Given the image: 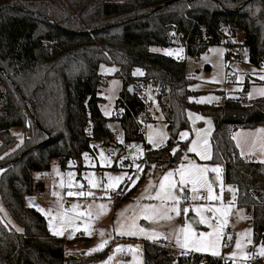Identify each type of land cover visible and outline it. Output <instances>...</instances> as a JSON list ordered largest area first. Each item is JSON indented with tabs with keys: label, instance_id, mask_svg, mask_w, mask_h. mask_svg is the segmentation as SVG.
Instances as JSON below:
<instances>
[{
	"label": "trees",
	"instance_id": "1",
	"mask_svg": "<svg viewBox=\"0 0 264 264\" xmlns=\"http://www.w3.org/2000/svg\"><path fill=\"white\" fill-rule=\"evenodd\" d=\"M237 33L249 63L262 70L264 88V0H0V200L23 228L11 230L0 217V264H80L108 255L107 246L67 258L65 241L26 203L32 173L47 172L51 159L80 173L83 153L94 155L93 140L105 149L118 146L99 108L98 87L105 83L100 63L117 67L113 75L122 87L114 106L123 114L111 118L125 141L142 142L147 166L180 162L186 142L177 138L189 126L187 111L213 120L211 161L221 166L223 183L234 187L235 205L249 211L253 242L264 244V163L242 155L233 139L237 129L264 125V95L249 103H196L184 60L150 49L177 41L196 57L223 39L229 47L238 45ZM135 68L140 75H133ZM135 82L156 87L170 134L162 147L145 143L143 122L154 120ZM14 127L20 140L10 133ZM142 257L143 264H231L207 254L177 255L150 242L143 243Z\"/></svg>",
	"mask_w": 264,
	"mask_h": 264
},
{
	"label": "rangeland",
	"instance_id": "2",
	"mask_svg": "<svg viewBox=\"0 0 264 264\" xmlns=\"http://www.w3.org/2000/svg\"><path fill=\"white\" fill-rule=\"evenodd\" d=\"M241 42L242 35L237 33L233 43L241 46ZM150 49L169 54L156 46ZM170 49L185 62V74L192 80L189 89L198 92L191 98L196 103L218 105L228 98L249 103L264 95L262 70L249 63L246 52L239 61L233 60L227 55L231 47L224 39L196 57L185 54L177 41ZM116 69L105 63L98 66L105 79L98 87L102 98L99 108L112 129L118 126L111 117L117 110L115 100L122 87V79L113 75ZM141 72L135 68L132 73L137 76ZM231 75L234 81H230ZM246 83L248 88L244 90ZM134 87L148 103L154 120L143 122L145 143L154 149L162 147L170 134L155 100L156 87L143 82H135ZM187 119L188 128L181 130L177 138L185 141L186 147L176 165L147 166L142 160L143 145L132 141L128 142L134 150L132 158L139 162L128 171L120 168V159L108 155L100 142L93 140L94 155L83 153L80 173L73 166L62 170L55 158L50 160L47 172L32 173L34 188L26 203L33 206L29 199H34L33 207L46 219L50 233L65 241L67 258L87 257L108 246L105 258L80 264H143L144 242H170L168 249L177 255L207 254L231 264H248L256 258L257 264H264V244L253 242L248 210L235 205L234 187L223 183L221 166L211 161L213 120L191 110L187 111ZM237 132L242 151L250 146L257 159L264 160V125ZM10 133L19 140L22 137L17 127ZM246 157L254 158V154ZM111 189L118 191L115 198ZM0 217L11 230L23 231L1 200ZM224 236L230 240L229 245L224 244Z\"/></svg>",
	"mask_w": 264,
	"mask_h": 264
},
{
	"label": "built area",
	"instance_id": "3",
	"mask_svg": "<svg viewBox=\"0 0 264 264\" xmlns=\"http://www.w3.org/2000/svg\"><path fill=\"white\" fill-rule=\"evenodd\" d=\"M167 51L169 52L168 56L171 59H175V60H181L182 58L176 54H173L170 52V46L166 48ZM244 52H246V48L243 46H234L231 47V49L228 50V53L230 54V57L233 58V60L235 61H239L240 58L244 55ZM235 78L233 75L230 76V81H234ZM123 111L121 108L115 110L114 116L116 117H120L122 116ZM112 136H113V140L115 142V144H117V147L114 146H110L109 148H106L105 151L108 155L115 157L117 159H120L119 162V166L122 169L125 170H130L132 167H134L135 165H137V162H139V160L133 159L132 155L134 154V150L133 148H131L128 144L127 141H125L122 137V132L120 130V127L117 126L115 129H113L112 131ZM98 194H101L100 192ZM110 194L112 195V198H115L114 196H117L118 191L116 189H111L110 190ZM232 235V233H231ZM226 240V241H225ZM230 240L226 239V236H224V244L229 245ZM165 247H171V243L170 242H165L164 243ZM254 259H251L250 261H253ZM250 261L248 264H250Z\"/></svg>",
	"mask_w": 264,
	"mask_h": 264
},
{
	"label": "crops",
	"instance_id": "4",
	"mask_svg": "<svg viewBox=\"0 0 264 264\" xmlns=\"http://www.w3.org/2000/svg\"><path fill=\"white\" fill-rule=\"evenodd\" d=\"M117 125H118V123H117ZM258 126H261V125H258ZM258 126H256V127H258ZM256 127H254V128H240V129H255ZM240 129H237V130H235L234 132H233V139H234V141H235V144H236V146H237V148H238V150H239V152L242 154V155H244V156H247V154L249 155V154H254V159H256V160H258V161H260V162H263L264 163V160L263 159H257V153H256V151H253V149H251L250 150V146H248V148H247V151H242V149H241V147H240V145H239V143H238V135H237V137H236V134L238 133L237 131L238 130H240ZM251 158H253V157H251ZM37 185H38V183H37ZM248 213H249V211H248Z\"/></svg>",
	"mask_w": 264,
	"mask_h": 264
},
{
	"label": "water",
	"instance_id": "5",
	"mask_svg": "<svg viewBox=\"0 0 264 264\" xmlns=\"http://www.w3.org/2000/svg\"><path fill=\"white\" fill-rule=\"evenodd\" d=\"M128 89L131 91V90H132V86H129ZM139 145H143L142 142H140ZM29 202H30L33 206L36 205V202L34 201L33 198H30V199H29ZM190 220H191L192 222H195V219H194V218H190Z\"/></svg>",
	"mask_w": 264,
	"mask_h": 264
}]
</instances>
